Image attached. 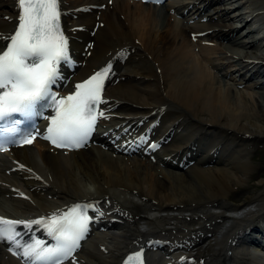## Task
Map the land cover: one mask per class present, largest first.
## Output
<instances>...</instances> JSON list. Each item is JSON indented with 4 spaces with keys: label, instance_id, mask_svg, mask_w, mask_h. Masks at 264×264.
Segmentation results:
<instances>
[{
    "label": "bare ground",
    "instance_id": "obj_1",
    "mask_svg": "<svg viewBox=\"0 0 264 264\" xmlns=\"http://www.w3.org/2000/svg\"><path fill=\"white\" fill-rule=\"evenodd\" d=\"M59 7L74 61L59 93L110 62L105 117L84 148L34 140L1 152L0 216L30 220L75 201L96 205L99 214L89 215L98 228L63 264H119L132 250H142L146 264H264L251 242L264 236V189L228 199L251 169L249 149L264 141V36L252 35L251 25L264 0H186L172 10L59 0ZM18 15L17 0H0V35L15 31ZM6 47L0 39V52ZM132 127L147 146L161 145L153 164L181 171L155 167L145 154L122 155L136 142L111 139ZM4 247L0 264H17Z\"/></svg>",
    "mask_w": 264,
    "mask_h": 264
},
{
    "label": "snow or ice",
    "instance_id": "obj_2",
    "mask_svg": "<svg viewBox=\"0 0 264 264\" xmlns=\"http://www.w3.org/2000/svg\"><path fill=\"white\" fill-rule=\"evenodd\" d=\"M17 5L20 14L15 31L7 36L0 35L7 44L0 52V121L8 120L13 113L25 118L36 115L37 106L45 102L55 114L49 118L44 138L58 148H82L95 131L98 120L105 117L99 105L105 103L102 92L105 81L111 76L112 65L109 62L88 79L77 83L72 94L58 97L51 89L61 76L60 67L74 63L69 38L61 25L63 13L59 0H17ZM11 123V127H0V136L18 132L20 121ZM34 138L22 135L19 142L30 145ZM149 147L158 145L150 144ZM5 150L0 143V151ZM90 210L99 214L94 204L76 203L67 210L37 219L0 217V240L22 249L13 251L10 247L9 251L21 255L25 264H63L73 256L89 232ZM18 228L43 230L54 243L33 239L31 243L22 244L18 239L22 232ZM124 264H144L142 250L130 255Z\"/></svg>",
    "mask_w": 264,
    "mask_h": 264
},
{
    "label": "rangeland",
    "instance_id": "obj_3",
    "mask_svg": "<svg viewBox=\"0 0 264 264\" xmlns=\"http://www.w3.org/2000/svg\"><path fill=\"white\" fill-rule=\"evenodd\" d=\"M250 151V152H249ZM247 153L250 168L247 178L237 190L231 191L228 199L232 202L240 200L249 192L264 189V141L254 144ZM157 167V165L153 164ZM209 166L213 167L212 164ZM162 168H164L162 166Z\"/></svg>",
    "mask_w": 264,
    "mask_h": 264
}]
</instances>
